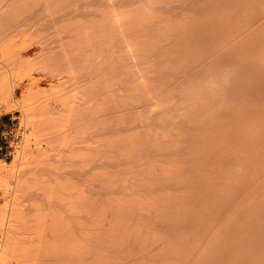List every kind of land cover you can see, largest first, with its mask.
<instances>
[{
  "label": "rangeland",
  "instance_id": "rangeland-1",
  "mask_svg": "<svg viewBox=\"0 0 264 264\" xmlns=\"http://www.w3.org/2000/svg\"><path fill=\"white\" fill-rule=\"evenodd\" d=\"M262 42L264 0H0V264H264Z\"/></svg>",
  "mask_w": 264,
  "mask_h": 264
},
{
  "label": "bare ground",
  "instance_id": "bare-ground-1",
  "mask_svg": "<svg viewBox=\"0 0 264 264\" xmlns=\"http://www.w3.org/2000/svg\"><path fill=\"white\" fill-rule=\"evenodd\" d=\"M262 41V40H261ZM262 43H264V42H262ZM261 51H264V50H261ZM257 56H258V54H257ZM262 56V57H261ZM260 57L261 58H264V52H262V54H260Z\"/></svg>",
  "mask_w": 264,
  "mask_h": 264
}]
</instances>
